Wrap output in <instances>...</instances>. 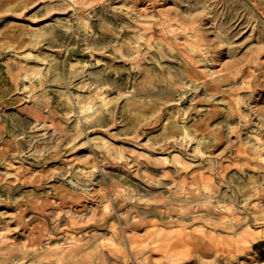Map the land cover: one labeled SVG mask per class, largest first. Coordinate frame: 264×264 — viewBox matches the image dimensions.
I'll return each instance as SVG.
<instances>
[{"label":"rangeland","instance_id":"374dc122","mask_svg":"<svg viewBox=\"0 0 264 264\" xmlns=\"http://www.w3.org/2000/svg\"><path fill=\"white\" fill-rule=\"evenodd\" d=\"M1 151L0 264H264V0H0Z\"/></svg>","mask_w":264,"mask_h":264},{"label":"crops","instance_id":"0c3cea01","mask_svg":"<svg viewBox=\"0 0 264 264\" xmlns=\"http://www.w3.org/2000/svg\"><path fill=\"white\" fill-rule=\"evenodd\" d=\"M4 130L7 133L6 135L9 136L8 138H6L7 146H9L10 145V126L5 127ZM2 154H3V151L0 152V155ZM4 182L5 181L2 179V177H0V198L6 197V199H8V201L10 202L11 208H14L17 206L27 207L28 203H26V201L21 202V200H23V197H25V193H22V189H20V187H18L16 184L2 186L4 185Z\"/></svg>","mask_w":264,"mask_h":264},{"label":"bare ground","instance_id":"6f19581e","mask_svg":"<svg viewBox=\"0 0 264 264\" xmlns=\"http://www.w3.org/2000/svg\"><path fill=\"white\" fill-rule=\"evenodd\" d=\"M65 190V189H64ZM61 196V195H60ZM74 197V196H73ZM76 197V196H75ZM80 200V199H79ZM70 204V203H69ZM72 206V205H71ZM72 208V207H71ZM74 223V222H73Z\"/></svg>","mask_w":264,"mask_h":264}]
</instances>
